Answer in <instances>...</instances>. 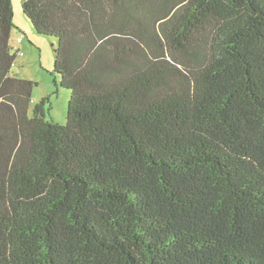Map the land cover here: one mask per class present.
Returning a JSON list of instances; mask_svg holds the SVG:
<instances>
[{
  "label": "trees",
  "instance_id": "16d2710c",
  "mask_svg": "<svg viewBox=\"0 0 264 264\" xmlns=\"http://www.w3.org/2000/svg\"><path fill=\"white\" fill-rule=\"evenodd\" d=\"M0 0V264H264V0H24L72 90L30 113Z\"/></svg>",
  "mask_w": 264,
  "mask_h": 264
},
{
  "label": "rangeland",
  "instance_id": "374dc122",
  "mask_svg": "<svg viewBox=\"0 0 264 264\" xmlns=\"http://www.w3.org/2000/svg\"><path fill=\"white\" fill-rule=\"evenodd\" d=\"M13 0V21L16 27L10 36L12 52H17L13 73L22 79L35 83L30 113L36 104L49 96L46 105L51 106L46 119L65 124L72 90L61 86V77L54 72L55 53L58 39L54 36L40 34L24 13L22 2ZM23 34L22 40H19ZM22 51V52H19Z\"/></svg>",
  "mask_w": 264,
  "mask_h": 264
},
{
  "label": "built area",
  "instance_id": "2783aa9c",
  "mask_svg": "<svg viewBox=\"0 0 264 264\" xmlns=\"http://www.w3.org/2000/svg\"><path fill=\"white\" fill-rule=\"evenodd\" d=\"M22 38H23V34L20 36L19 40H22ZM19 52H22V51H19Z\"/></svg>",
  "mask_w": 264,
  "mask_h": 264
},
{
  "label": "water",
  "instance_id": "95a60500",
  "mask_svg": "<svg viewBox=\"0 0 264 264\" xmlns=\"http://www.w3.org/2000/svg\"><path fill=\"white\" fill-rule=\"evenodd\" d=\"M16 71V68L13 67V72Z\"/></svg>",
  "mask_w": 264,
  "mask_h": 264
}]
</instances>
